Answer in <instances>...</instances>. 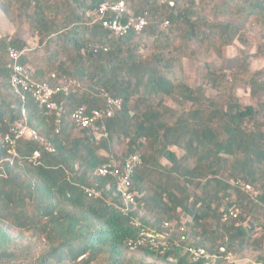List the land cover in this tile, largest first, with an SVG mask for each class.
Segmentation results:
<instances>
[{"label": "trees", "instance_id": "obj_1", "mask_svg": "<svg viewBox=\"0 0 264 264\" xmlns=\"http://www.w3.org/2000/svg\"><path fill=\"white\" fill-rule=\"evenodd\" d=\"M117 1L120 0H32L29 5L33 11H22L21 16L41 41L53 47L51 60L71 51L68 66L75 68L67 71L59 66L57 72L76 76L80 86L82 79H90L88 89L53 98L63 105L58 119L46 108L40 109L29 95L22 100L13 93L5 51L7 47L23 51L25 45L16 38L7 42L0 39V262L4 264H125L123 254L128 250L163 262L171 260L172 264H201L191 262L182 249L189 246L216 253L226 251L232 244L229 241L216 245V231L209 227L211 214L218 213L215 202L221 197L231 192L237 195L234 204H227L219 212V220L229 207L247 206L235 181L252 191L253 187L260 189L250 209L264 211V103L256 108L241 107L235 97L239 78L234 75L228 82L207 63L206 82L225 93L224 106L205 97L201 88H191L180 81L176 73L190 42L200 48L210 47L219 55L224 46L242 39L236 23L212 19L249 20L259 26L264 37V0H185L181 5L178 0H123L126 15L141 16L147 24L140 33L129 31L114 38L93 22L92 14L100 4ZM164 21L176 29L184 42L182 48L171 47L165 38L171 55L162 50L146 57L139 55L141 34L151 35L153 47L159 48L161 39L156 29ZM89 42L101 48L94 53L87 49ZM242 53L241 72L245 74L248 57L244 49ZM196 54L190 53L197 57ZM30 62L23 51L20 63L37 82L56 85L66 76L33 71ZM51 75L56 79L52 80ZM262 76L263 72L258 71L250 79V93L254 96L264 94ZM100 90L120 99L122 107L103 121L106 136L96 138L95 133L77 129L70 116L81 105L88 109L102 107ZM153 96L171 98L181 106L188 105L189 110L183 115L171 112V120L167 121L170 109L152 106L148 98ZM20 121L49 143L53 152L20 138L16 156L9 158L3 138ZM247 121L252 123L251 129L244 127ZM116 137L127 140L125 155L104 158L99 152L110 154V143ZM141 140L147 141L149 155L137 153ZM171 148L182 154L178 157ZM35 152L39 158L33 162L30 158ZM133 154L141 156L142 164L130 180L135 204L124 214L114 181L97 177L95 171L111 160L122 163ZM161 159L166 165L160 163ZM153 175L156 180L151 178ZM91 184L102 190L101 198L86 197L83 188ZM189 187L201 188V194L189 196ZM140 208L145 215L138 218ZM178 210L191 218L199 233L193 236L175 223V232L166 247L149 243L135 249L128 247V242L135 241L142 231L157 233L163 222L177 220ZM150 215L153 220L147 217ZM240 215L241 212L222 223L235 222ZM260 227L264 231V222ZM230 230L231 239L246 233L238 225ZM27 233L30 236L24 239Z\"/></svg>", "mask_w": 264, "mask_h": 264}, {"label": "rangeland", "instance_id": "obj_2", "mask_svg": "<svg viewBox=\"0 0 264 264\" xmlns=\"http://www.w3.org/2000/svg\"><path fill=\"white\" fill-rule=\"evenodd\" d=\"M32 0H16V2L11 3L7 0H0V39L2 41H9L13 39H19L24 43V54L31 60L29 66L33 71L41 70L44 75H49L50 73H60L57 72V68L62 66L63 69L67 68V71H72L75 67L74 65H69L68 55L72 54L71 51L66 55L64 53L61 54L58 58L51 60L50 56L52 55L53 47L49 48V45L45 42H42L37 33L32 29L31 25L24 20L21 16L22 11L31 12L33 11V6L29 2ZM164 0H160V3ZM185 0H178V3L181 5ZM212 21H230L236 23L239 27V32L241 36V40L236 39L232 44L228 46H224L220 50V54L217 55V51L210 47H197L195 42H190L187 46L188 48H184L182 61L180 69L177 70V77L180 81H183L191 88H201L204 91L205 97L214 100L216 103L220 105H225L227 97L225 93L219 89L212 88L206 82V64H209L210 69L220 75H224L225 80L230 82L231 77L234 75L239 78V84L235 88V97L237 102L241 107L251 106L256 108L259 103H264V94H258L256 96L250 93V79L252 75L258 71L263 72L262 81L264 82V37L261 35L259 26L254 23L246 20L244 22H238L237 20L229 17H220L212 19ZM156 31L160 33V46L158 49L153 47V37L151 35H140L141 41L139 43V55L142 57H146L151 55L153 52L158 50H162L163 54L171 55L172 52L167 48V44L164 43L165 38L168 40V44H171V47H181L182 42L180 36L178 35L176 29L166 22H162L158 25ZM97 44L96 42H89L87 44V49L89 50V45ZM245 51V55H247L248 59L246 61V73L241 72L242 62H243V53ZM86 50V51H88ZM191 51L197 52L195 57L191 56ZM88 53V52H86ZM86 58H84L85 60ZM85 63V62H84ZM71 66V67H70ZM239 69V70H238ZM238 70V71H237ZM61 75H66L71 77L72 79H77L76 76L70 75L69 72L62 73ZM80 88L88 89L90 84V79H82ZM79 88V89H80ZM78 89V90H79ZM101 91V90H100ZM78 93H80L78 91ZM78 93L76 95H78ZM109 94V93H108ZM110 95V94H109ZM135 98L132 99L131 103ZM149 103L156 107L159 104L160 107H164L166 109H170L169 115H166L165 119L169 121L170 116L173 114L183 115L187 110H189V106H181L176 101L171 98L165 96H153L148 98ZM171 120V119H170ZM21 122V121H20ZM23 123V121H22ZM25 123V122H24ZM244 127L247 129H251L252 123L245 122ZM74 131H78L75 129ZM96 138L105 137V130L97 131L95 134ZM110 154L105 153L104 151H100L101 155L104 158L108 159H117L121 156L125 155L127 151V140L125 138H114L110 143ZM171 150L175 151L177 156L179 157L182 154L181 150H176L171 148ZM137 153L139 154H150V149L148 148L147 141L141 140V146L137 149ZM162 165H166L163 159L159 160ZM192 164V163H191ZM220 177L224 178V175ZM152 179L156 180V177L151 176ZM232 180V179H231ZM229 180V181H231ZM230 185V184H229ZM231 187V186H230ZM232 189V188H231ZM253 193L248 194L242 192L246 199L244 200L247 203L245 208L239 206V210L241 215L237 221L229 222L227 224L222 223L219 220V212L226 209L227 204H234L237 199V195L235 192L229 193L225 198L221 197L220 201L215 202L214 204L218 206L217 215L211 214V223L210 230L216 231V237L218 239L215 240L217 244H227L229 241L232 242L230 246H227L226 251L235 255L241 264L251 263L253 261H258L264 259V231L261 229L260 225L264 222V211L258 209H250V205L255 204L253 201L256 199L255 195L259 194L260 189L258 187H253ZM201 188L198 187H189V196L200 195ZM235 190V189H234ZM240 193V192H239ZM224 198V199H223ZM168 198H165V201ZM236 205V204H235ZM238 206V205H236ZM145 211L143 209L137 210V217L140 218L145 215ZM240 214V213H239ZM256 216L259 217L256 219ZM151 220H153V216H147ZM146 218V217H145ZM177 220L172 222L173 224L177 223L184 230H189L194 236L195 233H199V229L196 226H193L192 220L188 215H185L182 212L176 214ZM253 223H252V222ZM258 221V222H257ZM250 223V225H249ZM257 223V224H256ZM234 225H238L245 229V235H237L233 239L229 238L230 228ZM252 226V227H251ZM195 229V232L193 231ZM230 230V231H229ZM13 236L16 234L12 233ZM29 233L24 234V239H26ZM196 236V235H195ZM242 242V244H239ZM224 244V245H225ZM123 259L125 260V264H172L174 263L171 260L168 262H163L157 258H151L145 256L143 253H139L137 251L128 250L123 254ZM217 264H226V263H217Z\"/></svg>", "mask_w": 264, "mask_h": 264}, {"label": "built area", "instance_id": "obj_3", "mask_svg": "<svg viewBox=\"0 0 264 264\" xmlns=\"http://www.w3.org/2000/svg\"><path fill=\"white\" fill-rule=\"evenodd\" d=\"M93 22L100 24L103 30H106L111 37L118 38L124 36L129 31L140 33L146 26V20L141 16L126 15L125 4L123 0L117 2H105L100 4L93 12ZM101 48L98 44L89 45V50L94 53ZM6 69L9 70V85L13 93L22 100L26 96H30L36 105L40 108H46L51 111L56 119H58L63 111L62 103H56L53 98L57 95L67 96L76 92L80 88L77 80L62 76L56 85H50L47 82L35 81L20 63L23 51H17L12 47L6 48ZM51 79L55 80V75H51ZM99 97L103 100L100 108L88 109L85 105L77 107L71 113V121L73 125L83 131L97 133V131L105 130L103 121L112 118L114 114L121 110L122 103L118 98H114L107 92L99 91ZM58 120L55 121L57 125ZM20 138L36 142L42 146L47 152H53V148L49 143L38 136L35 130L29 128L26 124L16 123L11 131L3 138V142L8 148L9 158L16 156V143ZM39 158V153L35 152L30 158L35 162ZM142 164V158L139 154L128 156L122 163L114 160L102 164L97 167L95 174L101 178H111L114 181L115 190L123 203L121 211L127 214L130 208L135 204V193L130 190L131 177L133 171ZM234 186L244 193L252 194L250 187L244 185L240 181H235ZM84 194L88 198H101L102 190L96 185L91 184L83 188ZM240 210L234 205L229 207L221 216V221L226 222L230 218H235ZM133 225L137 226V221L133 220ZM175 232V224L163 222L160 232L142 231L135 241H129L128 247L135 249L136 246L149 243L151 246L159 245L166 247L170 244ZM173 244V243H172ZM182 251L190 256L191 262L201 264H241L238 258L220 249L216 253H209L202 249L194 247H183ZM0 264H4L0 262ZM244 264H264V260L253 261Z\"/></svg>", "mask_w": 264, "mask_h": 264}]
</instances>
